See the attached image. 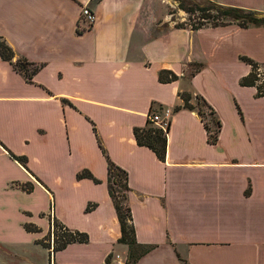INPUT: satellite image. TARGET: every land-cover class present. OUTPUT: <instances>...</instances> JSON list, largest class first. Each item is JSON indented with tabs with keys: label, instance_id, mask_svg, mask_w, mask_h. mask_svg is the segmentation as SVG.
<instances>
[{
	"label": "crops",
	"instance_id": "obj_1",
	"mask_svg": "<svg viewBox=\"0 0 264 264\" xmlns=\"http://www.w3.org/2000/svg\"><path fill=\"white\" fill-rule=\"evenodd\" d=\"M155 1L0 0L12 61L38 66L28 81L0 58V264L125 263L97 139L128 174L134 264H264V94L240 82L246 59L264 65V27L160 25ZM214 2L264 17V0ZM181 93L214 110L215 143L195 109L174 110ZM166 109L161 161L133 130ZM50 219L87 242L52 251Z\"/></svg>",
	"mask_w": 264,
	"mask_h": 264
},
{
	"label": "trees",
	"instance_id": "obj_2",
	"mask_svg": "<svg viewBox=\"0 0 264 264\" xmlns=\"http://www.w3.org/2000/svg\"><path fill=\"white\" fill-rule=\"evenodd\" d=\"M208 3L205 7L197 6L196 4L192 7L184 9L185 7L182 5V9L186 12L194 13L200 12L198 18L211 20L212 23L210 26H222L230 23H235L240 27H250V26H263L264 27V17H258L254 11L229 7L224 5H219L214 2V0H206ZM207 20V21H208ZM187 23V22H185ZM189 24V23H187ZM190 25V24H189ZM205 23H195L191 24L190 27L192 29H197L202 26H209ZM13 50L7 45L4 41L0 39V58L3 60L9 61L13 67L24 74L26 80H31L32 76L37 72L38 66L33 65L32 63L24 60L18 59L16 61L13 60ZM251 64L250 73L242 78L240 81L241 84L244 85H255L256 76L254 72V66L257 64L249 59H246ZM194 71H190V75H193ZM158 79L160 82H167L177 79V76L168 71L161 70L158 75ZM257 94H264V89L261 90L260 86L257 85ZM180 98L183 103L181 105H176L174 110H178L181 107H185L188 109H195L200 116V118L204 121L205 128L208 132L207 140L210 143H215L217 140V134L220 128L219 121L214 117V110L211 106L200 96L194 95V104L190 102L191 95L186 93H181ZM209 123L212 124L214 129L211 128ZM153 124L150 119L147 118L146 125L144 127H135L133 130L134 137L136 143L138 145L146 146L151 149L157 158L161 161L165 158L166 152V131H163L161 128ZM98 146L100 147L102 153L106 157V168H107V176L106 183L109 196L112 200L116 216L120 226V236L118 241L121 243H125L128 245L130 249V253H128V257L125 260V264H134L138 259L141 252L145 251V248H141L137 245L135 240V230L133 225L131 224V213L130 207L128 204V192L130 187L128 185V174L127 172L114 163L109 156L107 155L104 147L101 145L100 141L97 139ZM11 156L19 161L21 164H25V158L22 156H16L11 154ZM77 178H91L94 182H98V179L94 178L92 174L88 170H82L77 173ZM93 207V205H88L86 210H89ZM28 231H36L38 228L33 224L25 225ZM88 235L84 232L71 230L64 225L58 223L56 219H50V229L44 240H41V243L50 248L52 251H57L63 249L67 244L79 242L84 243L87 242ZM136 251L138 253H136ZM106 264H110V262H106Z\"/></svg>",
	"mask_w": 264,
	"mask_h": 264
},
{
	"label": "rangeland",
	"instance_id": "obj_3",
	"mask_svg": "<svg viewBox=\"0 0 264 264\" xmlns=\"http://www.w3.org/2000/svg\"><path fill=\"white\" fill-rule=\"evenodd\" d=\"M155 4L157 5V8H156L157 9V11H156L157 12V18H158L157 21H158V24H160V25L163 23H165L167 25L168 21H174V22L185 21V22L189 23L190 25L191 24L193 25L195 23H200V22L201 23L203 22L207 25L212 23L211 20L202 19L200 17L198 18V16L200 15V12L190 13V12H186L184 10V9L189 8V7H192L193 4L194 5L196 4L197 6L199 5L200 7H205L208 5L206 0H156ZM182 5L185 7L184 9H182ZM153 11L155 12V9H153ZM167 13H168V15H167ZM258 17H260V16H258ZM261 18H263V17H261ZM149 125L152 126L153 124H149ZM213 126L211 127L212 129H214ZM18 149H21V148L19 146H17V150Z\"/></svg>",
	"mask_w": 264,
	"mask_h": 264
},
{
	"label": "built area",
	"instance_id": "obj_4",
	"mask_svg": "<svg viewBox=\"0 0 264 264\" xmlns=\"http://www.w3.org/2000/svg\"><path fill=\"white\" fill-rule=\"evenodd\" d=\"M82 17L87 23V25L92 26L95 20V16L92 13V11H90V9L85 5L82 7ZM254 72L256 76L255 83L256 85L260 86L261 90H263L264 89V65L257 63L254 66ZM169 115H170V110L166 109L162 116L157 113H150L148 115V118L150 119V121H152L154 125L161 128L163 131H166V129L168 128V124H169L168 123ZM110 264H125V263L115 258L114 261Z\"/></svg>",
	"mask_w": 264,
	"mask_h": 264
}]
</instances>
